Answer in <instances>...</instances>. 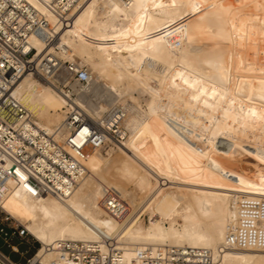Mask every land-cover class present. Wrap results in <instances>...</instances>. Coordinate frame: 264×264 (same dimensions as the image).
Masks as SVG:
<instances>
[{"label": "bare ground", "instance_id": "6f19581e", "mask_svg": "<svg viewBox=\"0 0 264 264\" xmlns=\"http://www.w3.org/2000/svg\"><path fill=\"white\" fill-rule=\"evenodd\" d=\"M99 17L117 34L104 32ZM156 21L195 34L185 46L156 27L148 35L136 31ZM53 29L50 47L31 39L34 62L48 52L85 67V89L101 81L109 101L94 108L81 87L72 103L55 75L40 67L24 74L13 96L32 116L33 141L40 130L62 143L63 122L76 107L106 141L91 151L73 190L58 195L0 153L8 176L0 208L39 243L35 259L49 264L58 241L97 242L103 235L125 264H140L146 248L167 247L221 248L210 250L215 264H264V0H81L67 26ZM150 80L160 91L146 111L133 93L145 94ZM115 124L118 145L110 133ZM108 142L117 152L105 157ZM125 185L141 193L140 203L121 196ZM105 188L117 192L121 213L105 210Z\"/></svg>", "mask_w": 264, "mask_h": 264}, {"label": "built area", "instance_id": "2783aa9c", "mask_svg": "<svg viewBox=\"0 0 264 264\" xmlns=\"http://www.w3.org/2000/svg\"><path fill=\"white\" fill-rule=\"evenodd\" d=\"M38 8L28 0H0V153L9 158L15 166L36 180L51 193L71 192L79 178L86 174L84 162L89 153L105 144V136L91 125L80 108L70 110L63 124L68 130L62 143L38 130L39 138L33 141L34 129L31 114L14 98V87L24 74L40 71L57 75L66 73L68 81L61 84V91L77 97L72 84L88 86L90 76L85 67L73 61L62 62L45 52L39 61L34 62L36 50L31 39L40 38L48 47L56 42V30L67 26L72 11L81 0H35ZM128 4L129 0H120ZM49 16L55 22L51 24ZM57 50V47H54ZM58 51V50H57ZM40 65V66H39ZM71 84V86H69ZM113 139L119 138L117 125L110 131ZM40 140V141H39ZM8 176L0 170V198L6 188ZM104 208L107 212L121 213L123 208L117 192L105 188ZM3 215L0 235L5 242L9 237L3 226L11 231V236H29L20 225L7 226L10 217L0 208ZM40 246V245H39ZM15 250V248H13ZM55 258L49 264H125L122 251L113 245L112 240L101 235L97 242L58 241L53 248ZM34 254L25 264H42ZM216 258L210 250L167 247L165 249H144L138 253L140 264H215ZM0 264L11 262L0 252Z\"/></svg>", "mask_w": 264, "mask_h": 264}, {"label": "rangeland", "instance_id": "374dc122", "mask_svg": "<svg viewBox=\"0 0 264 264\" xmlns=\"http://www.w3.org/2000/svg\"><path fill=\"white\" fill-rule=\"evenodd\" d=\"M100 15L105 17L104 13H101ZM156 22L157 23H155V22H152V23H147V22L139 23L137 25L136 31H138L142 35H148L151 31H153L152 33H157L154 30V28L156 27L158 29L159 33H164L166 35V37H169L172 41H174L178 45L179 44H184L185 46L188 44L189 40L192 39L191 37L195 34V32L194 33H192V32L187 33L186 32L185 34H180V32H172L169 28H166L165 25H163L161 22H159V21H156ZM96 23H97L98 26H100L104 30V32L109 33V34H117L116 31H112V30L110 31V29L112 28V26L110 24L106 25V27H104V19L99 17L97 19ZM115 25H116V27L120 28V23H116ZM168 57L172 58V54L169 53ZM61 61L65 62V61H69V60H62L61 59ZM161 61H162V63H159V64L163 65V57L161 58ZM68 77L69 76L66 73H64V72H61V73L55 75V78L58 80L57 82L61 83V84L66 83V81H68ZM97 81H99V80H97ZM58 83H56V84H57L58 88L60 89L61 88V84H58ZM69 86H71V84ZM72 86H74L75 90L78 91V92H80L79 90L82 89L80 86H78L76 84L75 85L72 84ZM94 86L95 87H92V88L90 86L87 89L88 91L85 89L87 86L83 87V92L82 93H83V98L85 99V101L87 103L89 101H91L89 103L94 108H96L100 104H103V105H105V103L107 104L109 99H108V96L106 95L107 94L106 91L102 87L103 86L102 82L99 81V83H95ZM145 86L148 89L145 94H141L142 95L141 96L138 93H137L138 94L137 95L134 92L133 93V97H136V99H137L138 96H139L138 100L140 102L141 108L143 107L142 109L147 111L148 110V107L146 106L147 102L151 101L152 98L154 97V95L158 94V92L160 91V87L153 80L148 81L145 84ZM183 93H185V91H183ZM87 98L88 99L90 98V99L88 100ZM173 100L176 101L177 103H180L179 99L177 97L174 98ZM92 107H91V109H94ZM115 110H113V111H115ZM108 111H109V109L104 111L102 113V117L104 116V118H107L111 114ZM85 116H86L87 120L93 122L88 115H85ZM113 141L117 145H118V142H120L118 138L113 139ZM111 148H114V147L112 145H110V143L108 142L107 143V147H105L104 150H101L102 154L106 157V154L108 152H110ZM115 152H117V148L114 150L113 154H115ZM248 163H250V162H248ZM250 164L252 166L253 163L251 162ZM250 164H248V165L250 166ZM121 196L124 197V198H126V197L129 198V197L133 196V199L136 198L135 199L136 201H134V202L138 203L140 201V199H141L140 197L142 195L133 186L125 185V186L121 187ZM254 198H263V195L262 194H257ZM2 217H3V215L0 213V223L2 222L1 221ZM141 219H143V221H144L143 223H146V224L148 223V217L146 215H143ZM103 220H101L102 221V225H105V222L108 221V218L107 219L104 218ZM3 224H5L7 226H18V223H16L13 220H10L9 223H3ZM179 224H181V223L179 222ZM165 226L166 227L168 226L167 222H165ZM3 228L8 233L9 237L7 238V241L5 242L3 236L0 235V252L3 255H5L6 257H8V259L11 262H13V263L25 264L27 259H29L34 254H36L35 252L40 248L39 243H37L30 235L22 237V238H19L16 235L11 236V231L8 228H6L5 226H3ZM102 229L105 230V227L102 226ZM11 246H15L17 248V250H18V253H13L10 250ZM206 249L214 250V251H217V252L222 250L221 248H214V249L206 248ZM219 256H221L220 253H219Z\"/></svg>", "mask_w": 264, "mask_h": 264}, {"label": "crops", "instance_id": "0c3cea01", "mask_svg": "<svg viewBox=\"0 0 264 264\" xmlns=\"http://www.w3.org/2000/svg\"><path fill=\"white\" fill-rule=\"evenodd\" d=\"M13 248H15V250H13ZM10 250L13 252V253H18V250L15 246H11L10 247Z\"/></svg>", "mask_w": 264, "mask_h": 264}]
</instances>
